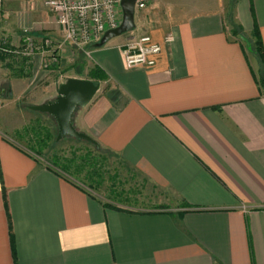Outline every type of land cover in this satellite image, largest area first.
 <instances>
[{
    "label": "crops",
    "instance_id": "0c3cea01",
    "mask_svg": "<svg viewBox=\"0 0 264 264\" xmlns=\"http://www.w3.org/2000/svg\"><path fill=\"white\" fill-rule=\"evenodd\" d=\"M135 23L100 49L65 44L57 66L20 57L12 91L42 105L101 70L75 127L175 206L109 207L0 130V264H264V0H148ZM145 35L156 66L127 69Z\"/></svg>",
    "mask_w": 264,
    "mask_h": 264
},
{
    "label": "rangeland",
    "instance_id": "374dc122",
    "mask_svg": "<svg viewBox=\"0 0 264 264\" xmlns=\"http://www.w3.org/2000/svg\"><path fill=\"white\" fill-rule=\"evenodd\" d=\"M24 29L31 31L35 52L44 51L43 55H46L45 51L50 50L53 54L64 50L66 47L61 44L63 42L62 34L54 16L49 13L40 0H18L6 5L0 11V41L5 39L14 49H23V46L26 45ZM246 44L250 46L248 41H246ZM27 52L26 45L22 53ZM42 57L48 59L47 56ZM15 60L8 58L6 61H2L0 59V130L14 138L23 148L29 150L30 146L34 147L38 143L35 134L42 137L43 131L40 126L50 129L54 135L48 145L42 149L43 160H53L54 156H57L60 158L61 168L66 171L73 173L76 168H80L82 172L78 175V178L83 181L84 178L88 179L86 174L90 171L91 166L89 162L84 165L81 159L91 154L92 156L87 159L94 164L91 169L97 170L99 168L100 172L98 173L103 176L102 187L99 189L102 193L101 196L109 197L110 177L116 175V173H118L124 184L119 188L120 191L130 193L133 189H141L143 181L139 177H134L132 172L130 173L121 167L116 157L108 151L103 150L101 155H98L100 152L97 153L93 145L70 137L56 142L58 131L56 122L48 116H40L27 109L34 98H25L12 91L14 85L13 74L19 67V63ZM30 84L33 86L35 82L32 81ZM43 133L45 134V132ZM101 158H104V161H101ZM53 162L57 163L56 160H53ZM86 184L89 183L86 182ZM155 194L159 193L146 188L140 196L137 195V199H130L132 203L129 204H132L135 210L139 209L141 211L158 210L159 208L162 211L175 206L173 201H167L165 198H161L160 195ZM133 196L134 194L131 195V197Z\"/></svg>",
    "mask_w": 264,
    "mask_h": 264
},
{
    "label": "built area",
    "instance_id": "2783aa9c",
    "mask_svg": "<svg viewBox=\"0 0 264 264\" xmlns=\"http://www.w3.org/2000/svg\"><path fill=\"white\" fill-rule=\"evenodd\" d=\"M18 0H0V11L8 4ZM49 12L54 15L56 23L63 35L62 45L67 43L78 47H91L99 43L103 35L119 27L123 21L122 0H40ZM148 0H136V11L145 10ZM27 53L34 55L31 31L24 29ZM173 41L170 36L167 39ZM7 40L0 41V53H6ZM48 46V42H47ZM162 52V46L150 35L132 38L122 49V55L127 69H151L156 66ZM57 53V52H56ZM52 54V62L58 61V56Z\"/></svg>",
    "mask_w": 264,
    "mask_h": 264
},
{
    "label": "water",
    "instance_id": "95a60500",
    "mask_svg": "<svg viewBox=\"0 0 264 264\" xmlns=\"http://www.w3.org/2000/svg\"><path fill=\"white\" fill-rule=\"evenodd\" d=\"M123 21L119 27L107 31L99 43L92 47L100 49L109 41L132 32L136 28V0H122ZM100 84L91 80L70 78L59 86L58 97L42 105L31 106L35 112L47 114L54 118L58 126L57 142L66 137L74 138L81 142H87L100 150L99 143L91 136L79 131L74 125V115L81 109L88 106L97 92Z\"/></svg>",
    "mask_w": 264,
    "mask_h": 264
},
{
    "label": "trees",
    "instance_id": "16d2710c",
    "mask_svg": "<svg viewBox=\"0 0 264 264\" xmlns=\"http://www.w3.org/2000/svg\"><path fill=\"white\" fill-rule=\"evenodd\" d=\"M5 47H6L5 48L6 50L12 51V52L6 53L2 49L1 50L2 52L0 53V59L2 61H6L8 58H12V59H16L15 61H17L19 63L20 57H21L23 60L22 63H24V62H26V60H28L30 58L29 56H25L24 53H22V50H24V48H26V45L23 46V49H19V50L14 49L9 44L6 45ZM260 55H261L262 60L264 62V53H263L262 47H261ZM54 65L57 66V62H54ZM22 71H24V68L22 69ZM89 76L91 77V79L95 80L96 84H99V82L105 81L107 79V76L99 69L92 70L90 72ZM260 83H261L262 87L264 88V65L262 67ZM30 107L31 106H28L27 109L32 111L30 109ZM32 112H34L35 114L40 115V116L41 115L42 116L43 115L48 116L54 120L53 117H51L47 114H42V113L35 112V111H32ZM56 125H57V123H56ZM40 129H42V131L45 132V134L42 132L43 138L39 134H35L36 135L35 137H36V140L38 141V143L34 147L30 146V148H29V151L31 153H33L38 158H42V149L44 147H46V145H48V143L53 139V135H54V134H52L50 129L43 128L41 126H40ZM57 129H58V126H57ZM57 136H58V131H57L56 137ZM94 148H95L97 153L100 152V153H98V155H101V151L104 150V149H102V147L100 148V150H98L95 146H94ZM91 156H92L91 154H88L87 157H85V158L82 157L81 160H82L84 165H86L89 162L90 166L92 168L94 164L91 163L90 160H87ZM53 160H56L57 163L53 162ZM53 160H44L47 163V167H49L53 171H56L57 173L61 174L62 176H64L66 179H68L72 183L82 187L83 189H85V191H87L91 195H93L97 198H101L107 206L113 207V208L124 209V210H134L135 209L134 207H132V204H129L130 202L132 203V201L130 199H132V198L137 199V195L140 196L142 194L144 186L141 189H136V190L133 189V190H131L130 193H127L126 191H120L119 188L124 186V184H123L122 180L119 178L118 173H116V175L110 177L111 185L109 188V197H106L105 195L101 196L100 194H102V193H100L99 189L102 187L103 176H102V174L98 173V172H100L99 168H97V170L94 168L93 169L90 168V171L86 174L88 179L84 178V181H83V180H80L78 178L79 177L78 175H80V173L82 172V170L80 168H76V171L71 173V172L66 171L65 169L61 168L59 157L54 156ZM101 161H104V158H101ZM70 169H71V171H73L72 168H70ZM86 182H88L90 185L86 184ZM133 194H134V196L131 197V195H133ZM128 205H130L131 207ZM184 206H188V205L185 204ZM137 210H139V209H137Z\"/></svg>",
    "mask_w": 264,
    "mask_h": 264
}]
</instances>
